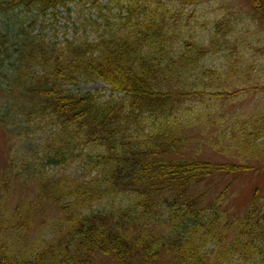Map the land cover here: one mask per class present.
<instances>
[{
	"label": "trees",
	"instance_id": "1",
	"mask_svg": "<svg viewBox=\"0 0 264 264\" xmlns=\"http://www.w3.org/2000/svg\"><path fill=\"white\" fill-rule=\"evenodd\" d=\"M67 4L0 0V126L48 122L54 131L14 148L0 177V264H264V207L253 204L240 221L224 194L209 201L201 191L216 175L264 168V105L232 129H217L220 116L198 122L229 163L184 158L189 127L179 122L144 126L176 98L264 90L248 78L254 65L235 24L245 10L264 24V0L232 17L230 0H136L117 18L94 0L96 38L59 42L47 31ZM97 82L123 96L103 103L76 89ZM51 168L85 176L53 177Z\"/></svg>",
	"mask_w": 264,
	"mask_h": 264
},
{
	"label": "rangeland",
	"instance_id": "2",
	"mask_svg": "<svg viewBox=\"0 0 264 264\" xmlns=\"http://www.w3.org/2000/svg\"><path fill=\"white\" fill-rule=\"evenodd\" d=\"M94 0H67L68 8L60 7L57 10L58 17L57 23L47 31V36L53 38L54 34H57V41L62 42L63 39L74 40L81 36L88 35L89 38L95 39L96 33L89 26L87 20L90 19L95 22L102 23L98 17V8L93 4ZM98 6L108 7V11L111 12L114 18L120 15H125V9L128 6L133 5L136 0H96ZM250 0H230V4H227L229 11L227 15L232 17L234 12L244 13V8L249 7ZM231 13V14H230ZM202 18L201 16L196 17ZM250 17L245 10V14L242 17L236 19V26L240 31L239 39H243L240 45L244 47L241 52V56L245 57L244 62H249L252 67V71H249L248 78L252 81L255 79L264 89V69H260L261 64L264 67V24L258 23L259 18ZM74 29H78V33H75ZM236 36V32H235ZM233 36V38L235 37ZM254 48V50L251 49ZM256 48H259V52H256ZM254 51V52H253ZM257 61V62H255ZM220 62V56L209 60L208 65H217ZM260 62V63H259ZM225 85V84H224ZM226 86V85H225ZM76 89L84 92L95 93L100 96L101 101L105 103L110 96L121 97L123 95H117L110 92V88L104 83H81L77 85ZM260 105H264V90L261 92L249 91L246 94L238 93L234 96H224L218 99L209 98L207 95L202 97H184L176 98L173 103L174 109L168 112L166 115H160L158 118L153 119L149 115H146V122L144 126L147 130L157 131L162 126L166 127L171 122H179L185 127H189L185 130V134L189 136V142L185 149L184 158H197L204 161H210L214 163H229L232 162L231 158L222 155L220 152L211 148L208 144L207 136H203L199 128H204L199 121H204L211 116H220L221 124L217 126V129H229L234 128V122L237 120L244 121L251 113L254 112ZM132 106V105H131ZM38 123V122H36ZM36 123H16L11 125L10 128L4 129L0 126V177L4 175V170L8 165V161L14 148L23 149L28 147L30 141H33L36 145H40L43 141L52 139L54 133L53 127L48 123L43 124ZM139 127V126H138ZM143 129V128H141ZM214 131L212 128H210ZM206 135H210L206 134ZM27 139L29 142H23ZM224 144H230L231 141L224 140ZM17 149V151H18ZM234 161V160H233ZM262 167V166H261ZM50 176L60 177L63 174L73 176V178L83 179L84 172L79 168L71 171H65L60 168L49 169ZM0 178V179H1ZM201 191L207 192L206 199L214 201L224 194L225 200L224 209H226L231 215L235 216L241 221L247 211L253 207V204L259 208L264 207V168L259 170H251L236 175H216L206 182L201 184ZM18 194L13 199L17 200ZM49 213L52 216H60L61 210L59 206H51ZM221 208V212L225 210ZM219 210V206L214 208ZM236 219V220H238ZM257 218H255L256 220ZM49 240V237H48ZM264 246L260 244L259 247ZM96 264H118L109 259H100Z\"/></svg>",
	"mask_w": 264,
	"mask_h": 264
}]
</instances>
